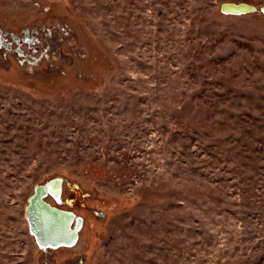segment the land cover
Here are the masks:
<instances>
[{"label": "rangeland", "instance_id": "374dc122", "mask_svg": "<svg viewBox=\"0 0 264 264\" xmlns=\"http://www.w3.org/2000/svg\"><path fill=\"white\" fill-rule=\"evenodd\" d=\"M263 9L0 0V264H264ZM52 184L85 220L57 251Z\"/></svg>", "mask_w": 264, "mask_h": 264}, {"label": "flooded vegetation", "instance_id": "af4514ba", "mask_svg": "<svg viewBox=\"0 0 264 264\" xmlns=\"http://www.w3.org/2000/svg\"><path fill=\"white\" fill-rule=\"evenodd\" d=\"M14 38L17 41L20 40L19 36H14ZM10 44L5 32L0 29V45H7L8 47ZM38 189H40L39 196L36 198L39 199H36L35 203L30 201V218L28 216L29 227L35 241L42 248L49 251H57L60 247H73L78 242L80 233L84 229L85 220L76 211L68 208L69 204L64 200L62 187L59 190L58 187L55 188L52 184L49 187H38ZM36 191L31 199L36 195ZM49 196L53 199L52 201L47 198ZM39 202L41 204L47 203L53 207L55 209L53 210L54 215L48 209H43Z\"/></svg>", "mask_w": 264, "mask_h": 264}, {"label": "water", "instance_id": "95a60500", "mask_svg": "<svg viewBox=\"0 0 264 264\" xmlns=\"http://www.w3.org/2000/svg\"><path fill=\"white\" fill-rule=\"evenodd\" d=\"M222 11H224L226 13H232V14H241V13H247V12H251V11H257V7H255L253 5L250 6V5L245 4V3H237V4H234V3H224L222 5ZM263 11H264V9H263ZM40 189H37L36 195L31 199V202L32 203L33 202L35 203V200L37 199L36 197L39 196L38 193H39V190ZM40 205H41V207L43 209L44 208L48 209L50 211V213L54 215V211L53 210H55V209L53 207H51L47 203H43V204L40 203ZM30 208L31 207L29 206L28 209H27V213H28L29 218H30V213H29Z\"/></svg>", "mask_w": 264, "mask_h": 264}]
</instances>
